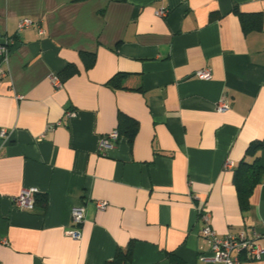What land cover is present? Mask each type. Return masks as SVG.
<instances>
[{
  "label": "crops",
  "instance_id": "1",
  "mask_svg": "<svg viewBox=\"0 0 264 264\" xmlns=\"http://www.w3.org/2000/svg\"><path fill=\"white\" fill-rule=\"evenodd\" d=\"M234 8L264 18V0H0V42L16 41L0 64V264H106L130 242L128 264H218L202 261L204 210L218 234L255 233L264 249V177L246 210L233 182L264 139V29L243 32ZM68 64L76 73L55 89ZM117 73L126 88L106 84ZM120 115L134 137L100 152ZM31 188L34 209L16 208ZM76 206L79 240L67 233Z\"/></svg>",
  "mask_w": 264,
  "mask_h": 264
},
{
  "label": "built area",
  "instance_id": "2",
  "mask_svg": "<svg viewBox=\"0 0 264 264\" xmlns=\"http://www.w3.org/2000/svg\"><path fill=\"white\" fill-rule=\"evenodd\" d=\"M157 16L164 17L166 12L159 10L156 12ZM31 22L28 19H23L18 25V32L28 27ZM16 45V41L12 38H4L0 42V64H6L9 59L11 49ZM6 72L0 69V78L4 77ZM196 77L200 80H208L211 77V70L206 68L196 72ZM52 86L57 89L61 88L62 82L58 76H52L50 78ZM228 110V104L226 101L221 100L216 106L217 112H225ZM75 113L71 110H67L64 113V119L71 118ZM62 122L55 124H48L45 132H51L55 127L60 126ZM1 135H4L2 132ZM43 137V136H41ZM118 140V132H111L105 136H102L99 140V151L110 148L114 142ZM226 167H231L229 162L226 163ZM37 193V190L31 188L23 190L18 196L13 198V205L20 210L31 211L35 207V200L33 196ZM107 206L104 201H97L96 208L103 210ZM71 224L73 229L67 231L68 235L74 240L80 239V230L78 227L84 222V207L76 206L72 208L70 213ZM199 219L203 223V226L199 230L200 236L205 238L208 243L207 257L202 258L203 262H211L218 264H245L241 261V258H245L249 261H255L260 259L261 255L264 254V249L254 243V240L259 236L253 233L252 237L249 238L245 232H239L237 234L226 233L224 235L218 234L214 229L210 227L211 216L210 212L204 210L200 212Z\"/></svg>",
  "mask_w": 264,
  "mask_h": 264
},
{
  "label": "trees",
  "instance_id": "3",
  "mask_svg": "<svg viewBox=\"0 0 264 264\" xmlns=\"http://www.w3.org/2000/svg\"><path fill=\"white\" fill-rule=\"evenodd\" d=\"M76 2H82L87 0H74ZM124 1V0H121ZM233 12L237 15L240 26L243 32L248 33L251 31H261L264 29V18L260 13L244 14L238 9L234 8ZM87 58L86 69H90L95 62L94 55L82 54ZM77 69L72 65H67L61 72V82L71 74L76 73ZM129 77V74L117 73L112 76L108 81L107 85L113 89H124V83ZM137 131V123L132 119L120 115L118 125V138L125 137L129 141L132 140ZM264 151V139L256 140L250 143L246 149L244 158L240 161L238 167L234 170V186L237 193L240 208L242 210L248 209L249 198L254 188L260 184L262 177H264V168L261 167L259 162V154ZM42 207L46 204V198L41 197L36 200ZM133 242L128 243L125 248H119L116 251L113 259L106 262V264H128L132 259Z\"/></svg>",
  "mask_w": 264,
  "mask_h": 264
}]
</instances>
